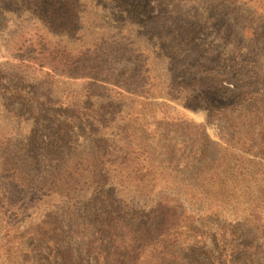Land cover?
Listing matches in <instances>:
<instances>
[{
  "label": "rangeland",
  "instance_id": "obj_1",
  "mask_svg": "<svg viewBox=\"0 0 264 264\" xmlns=\"http://www.w3.org/2000/svg\"><path fill=\"white\" fill-rule=\"evenodd\" d=\"M105 223L123 264H264V0H0V264Z\"/></svg>",
  "mask_w": 264,
  "mask_h": 264
},
{
  "label": "trees",
  "instance_id": "obj_2",
  "mask_svg": "<svg viewBox=\"0 0 264 264\" xmlns=\"http://www.w3.org/2000/svg\"><path fill=\"white\" fill-rule=\"evenodd\" d=\"M98 217L100 220L103 219V215ZM48 219L49 220H46L41 224V228L43 229H42V233H40L41 234L40 241L41 243H44L45 244L44 246L47 247L49 250L54 251L56 248L55 238H57L58 236L60 227L51 218ZM122 228H123L122 225L119 226V224L118 225L115 224L111 226L105 223V224H101L100 227L96 229L97 238L93 243L94 246L93 249L96 254L95 255L96 264H123V261H121V257H120V252L122 251V247L128 246V248L125 250L126 252L128 251L129 245L131 244L129 251L130 252L134 251V247L137 245L138 238L134 239L135 237H133L130 234L127 237L130 239V241L128 242V245L127 244L125 245V243L123 242L124 239L121 237ZM37 238H39V235L37 236ZM117 252H119L118 258L109 259V257H111V254H117Z\"/></svg>",
  "mask_w": 264,
  "mask_h": 264
}]
</instances>
